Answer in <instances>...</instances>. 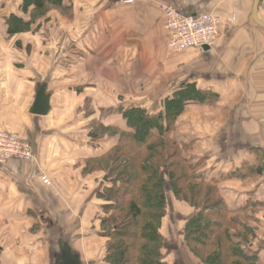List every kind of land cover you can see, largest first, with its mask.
<instances>
[{
    "label": "crops",
    "instance_id": "0c3cea01",
    "mask_svg": "<svg viewBox=\"0 0 264 264\" xmlns=\"http://www.w3.org/2000/svg\"><path fill=\"white\" fill-rule=\"evenodd\" d=\"M20 2L16 0L18 10ZM159 3L170 4L184 15L209 12L223 16L225 23L223 20L213 46L208 51L170 53ZM252 3L253 0L63 1L62 6L72 9L66 35L40 32L7 37L5 23L0 20V131L29 142L34 154V161L11 159L0 164V264H28L23 257L26 250H36L41 255V239L37 234L32 236L34 239L29 236L41 219L55 218L57 234L71 237L79 233L76 242L87 239L88 235H83L91 230L87 224L92 226L102 204L96 194L105 185L102 171L88 174L83 168L85 160L105 150L92 146L90 141H95L90 133L92 124L107 125V119L102 115L98 122L91 123L89 112L75 114V109L90 101L91 94L96 101L106 90H114L118 91V104L141 105L152 111L187 83L210 90L216 100L204 110L203 106L187 104L179 118V137L184 141L187 135L203 139L187 154L191 158L209 154V167L199 172L206 179L219 181L231 208L254 203L248 211L254 237L243 248L256 256V264H264V29L250 21ZM55 9L51 11L58 14ZM91 11H98L93 13V21L88 18ZM61 36L66 38L63 45H59ZM19 38L22 47L17 46ZM30 44L34 46L33 64L28 60ZM206 66L209 73H204ZM42 85L50 96V110L38 116L30 110L36 90ZM195 123L203 131L206 128L202 123H222L210 130L214 134L226 132L217 136L228 137L229 143L231 137L238 136L241 140L235 144L241 148L233 154L217 153L213 139L209 146L203 131L195 130ZM77 129H81L78 134ZM100 140L96 142L102 144ZM257 167L262 169L260 174L253 171ZM231 172L241 177L221 179ZM74 219L75 225L68 227ZM71 242L64 239L63 243L74 251ZM55 257L57 254L53 264Z\"/></svg>",
    "mask_w": 264,
    "mask_h": 264
},
{
    "label": "trees",
    "instance_id": "16d2710c",
    "mask_svg": "<svg viewBox=\"0 0 264 264\" xmlns=\"http://www.w3.org/2000/svg\"><path fill=\"white\" fill-rule=\"evenodd\" d=\"M62 3L63 0H21L19 12L27 17L6 16L7 37L37 32L48 12L57 7L70 8ZM214 100L216 96L211 92L187 83L152 111L141 105L116 108L113 112L121 118L118 127L102 122L91 125L93 141L106 135L115 140L103 153L85 160L83 168L88 174L106 173L105 180L112 187H104L96 194L103 201L98 210L105 214L99 219L105 243L104 264H170L162 251L160 231L167 205L166 184L193 211L184 225V244L200 263L256 264V256L243 248L254 237L249 223L252 217L248 216L254 203L231 208L219 181L203 177L199 172L201 163L187 156L188 143L175 136L187 104L208 106ZM102 115L100 111L103 118ZM253 171L260 174L262 169ZM240 177V173L231 172L221 179ZM115 194L118 199L112 196Z\"/></svg>",
    "mask_w": 264,
    "mask_h": 264
},
{
    "label": "rangeland",
    "instance_id": "374dc122",
    "mask_svg": "<svg viewBox=\"0 0 264 264\" xmlns=\"http://www.w3.org/2000/svg\"><path fill=\"white\" fill-rule=\"evenodd\" d=\"M63 1L67 3L70 0H63ZM93 1L102 2L103 0H93ZM161 4H163V3H161ZM168 5H170V4H168ZM57 8H58V14H55L54 11L48 12L46 15L48 18H44L42 21H40L41 22L40 29L35 33L41 32L44 34L45 33H57V34H61V35L67 34V30H66L67 26L66 25H67L68 21H70V20L72 21V16H71L72 15V9L69 8L67 10V9H63V8H59V7H57ZM61 10H63V11H61ZM82 12L83 11H81V13ZM10 13L22 15V12L21 11L19 12V10H18V5H16V0H4L3 1V7L0 8V20L4 22L5 17L8 16ZM93 13L96 14V13H98V11H91L90 12L91 16H89L88 18H90L92 21L94 18ZM248 13L250 15L251 8L248 11ZM180 14H182V13H180ZM202 14H213V15L221 16L220 14L209 13V12H204V13H201L200 15H202ZM22 16L24 18L27 17V15H22ZM259 16L264 20V0L260 1ZM221 18H222V23H223L224 17L221 16ZM82 19H83V16H82ZM250 21H251V23H253L251 20V17H250ZM224 23H225V20H224ZM221 25L219 27V34L217 35V38L219 37V35L221 33ZM25 34H27V33H25ZM15 36L18 37L17 35H15ZM15 36H13V37H15ZM65 39L66 38L64 36H61V38L59 40V45L65 44ZM216 39H215V41H216ZM17 40H18V38H16L15 41L17 42ZM214 42H213V44H214ZM213 44L211 46H213ZM17 46H20V47L23 46V41L21 39H20V42ZM27 52H28V60H29V62H31L33 64L34 59H35V57L33 55V52H34L33 44H30V47L27 48ZM82 53H83V51H82ZM39 59H40V57H39ZM59 61H61V59H59ZM59 61H57V64L59 66H61ZM61 62H63V61H61ZM205 72H208V73L210 72V69L207 66L204 67V73ZM208 77H209V74H208ZM76 82L78 83L77 80H76ZM77 83L75 85H78ZM202 91H206V92L210 93V90H202ZM77 92L81 93L82 91L79 90ZM93 95L91 94L89 96V97H91V100L86 101L80 107L79 110L76 111V109H75V114L80 113L81 115H83V112L85 114L87 112H89L90 116H91L90 121H91V123H94V122H98V119L101 117L99 115V112H98L99 110H101V115L103 114L102 111H104L106 113L104 119L106 118L107 120H104V122L107 125L118 127V123H119L118 119L119 118L115 113H112L113 110L115 111V109L118 107H125L126 108V107H129L130 105H127V103H123V105L118 104V91L106 90L105 95H102L100 99H99V97H96V101L93 100V98H94ZM115 98H117V101L114 100ZM120 98L125 99L124 97H121V96H120ZM128 104H131V103H128ZM208 107H210V106L208 105ZM201 108L204 110L207 107L205 105ZM202 124L206 128V129H204V131H203V129H201V127L198 126V123L194 124V126L197 127L195 130H197L198 132H201V133L203 131L202 135L204 136L205 139L209 140V146H210L211 140L213 139L212 143L215 142L214 150L217 153H222L223 155H227L228 153L233 154V151H236L238 148H241V145L235 144L236 141L241 140L240 138H237L238 136L236 137L234 135L233 137H231L232 141L229 143L228 137L224 136L223 139H221L220 137L217 136L219 133L226 134V132H219V133L214 134V131H213L214 128L218 127V125H221L222 123H216L215 125H213V123H211L210 125L207 123H202ZM207 126H208V128H207ZM212 128H213V130H210ZM80 130L81 129H77L76 134H78ZM178 133H179V130L177 129L175 136L178 139H180V141H184L185 139L182 138L181 136L179 137ZM206 135L208 138L205 137ZM102 140H104L105 142H102ZM102 140L99 141V143H102V144H98V142H96V141L95 142L90 141V143L92 144V146H96V148L101 147L105 150L107 148L111 147L113 144H115V142H114L115 140H113V138L110 135H108V136L106 135V137ZM202 140L203 139L200 137L198 138L195 136H188L187 135V141H184V142L188 143V145L186 147V151L187 152L189 151V153L190 152L192 153V151H190V150L195 146V143L196 142L200 143ZM30 146H31V144H30ZM31 148H32V146H31ZM105 150H103V151H105ZM91 153H94V152H91ZM189 153L187 154L188 157H190ZM208 155H207V152H205V154L203 153V155L202 154L199 155L198 156L199 158L194 157V159L197 162L201 163V166L199 167L200 170L204 166L209 167V165H208L209 164V158L207 157ZM105 175H106V173H103L105 186L102 187V190L104 187L112 188L106 182ZM165 191L167 192L166 193V198H167L166 204L167 205H166V209H165V213H164L165 215L162 218L161 223H160V231H161V234L163 237V246H164L162 251H163V254L165 255L166 261H168L170 264H202L189 252L188 248H186V246L184 244V234H183L184 225H185L186 221L189 219V215H191L193 213V211H190L186 207L187 204L179 201L172 194V192L169 190L168 184H166ZM112 196L114 198L118 199L117 198L118 195L115 194ZM113 200H111V201H113ZM102 204H103V201H102ZM185 210H186V213H185ZM98 212L99 213H97V216L95 215V217L92 220V226H91V223L87 224L88 228L91 229L87 233L83 234V235H88L87 239L82 241V239L80 238V240L78 239L77 242L74 240L76 238H79V237H77V235L79 233H76L75 235L71 234L72 235L71 237H69V235H65L64 233L57 234L56 228H58V227H55L56 225H54V224H56L55 218H47V219L38 220V223L35 225L34 229L31 230V232L29 233V236H30V239H34V237H32V236L34 234H37V236L41 239V241L43 243L42 253L40 255V254H36L37 253L36 250H26L25 255H23V257H25V261L27 260L28 264H53V256L55 254H57V258L61 256V254H62L61 245L63 244L64 239H67L69 241L73 240V242H71V245L74 246L73 252H75L81 258V261H80L81 264H104L102 262V258H103L104 253H105V247H104L105 243H104V238H103V240L101 239L102 234L99 231V219L104 217L105 214H102V212L99 210H98ZM72 221H73V219H72ZM52 222H53V224H51ZM75 222H76L75 219H74V222H72V223H71V221H69L68 227H71ZM95 223H96V227L93 226V224H95ZM35 239L39 240L38 238H35ZM83 242H84V246L82 245ZM51 249H52V251H51ZM164 251H165V253H164ZM89 252H91L92 255L89 254Z\"/></svg>",
    "mask_w": 264,
    "mask_h": 264
},
{
    "label": "built area",
    "instance_id": "2783aa9c",
    "mask_svg": "<svg viewBox=\"0 0 264 264\" xmlns=\"http://www.w3.org/2000/svg\"><path fill=\"white\" fill-rule=\"evenodd\" d=\"M166 32V48L172 53H181L189 49L209 48L219 34L222 18L219 15H183L173 6L159 4ZM11 159L34 161L30 144L19 136L0 131V164Z\"/></svg>",
    "mask_w": 264,
    "mask_h": 264
},
{
    "label": "water",
    "instance_id": "95a60500",
    "mask_svg": "<svg viewBox=\"0 0 264 264\" xmlns=\"http://www.w3.org/2000/svg\"><path fill=\"white\" fill-rule=\"evenodd\" d=\"M114 2H118L119 0H112ZM260 0H253L252 8H251V19L255 25L264 29V21L258 15V6ZM203 51H208L210 48L208 46H204ZM46 86H39L36 90V96L34 99L33 107L30 110L31 114L38 116H45L50 110V96L45 92ZM62 254L60 257H55L56 261L54 264H81L79 257L75 252H73L72 248L67 244L61 245Z\"/></svg>",
    "mask_w": 264,
    "mask_h": 264
}]
</instances>
